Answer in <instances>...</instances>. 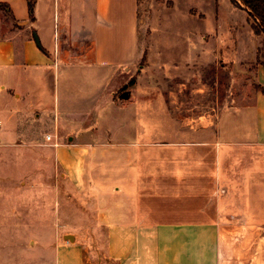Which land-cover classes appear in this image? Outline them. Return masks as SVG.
I'll return each mask as SVG.
<instances>
[{"label":"crops","instance_id":"0c3cea01","mask_svg":"<svg viewBox=\"0 0 264 264\" xmlns=\"http://www.w3.org/2000/svg\"><path fill=\"white\" fill-rule=\"evenodd\" d=\"M229 1L212 20L192 0L172 33L162 14L179 15L177 2L153 0L147 51L139 0H0V152L51 154L70 197L87 200L70 213L100 239L104 264H264V35ZM170 32L191 57L160 50ZM244 66L249 92L191 124L187 104L208 94L195 75ZM86 244L58 242L54 264H96Z\"/></svg>","mask_w":264,"mask_h":264},{"label":"rangeland","instance_id":"374dc122","mask_svg":"<svg viewBox=\"0 0 264 264\" xmlns=\"http://www.w3.org/2000/svg\"><path fill=\"white\" fill-rule=\"evenodd\" d=\"M141 5V18L143 19L140 29V42L143 49L147 51L153 48V11L156 4L153 0H139ZM177 2L178 11L174 15L165 11L161 23L168 26L174 33L178 25H183L182 13L192 3V0H174ZM196 4L199 0H193ZM208 18L215 19V8L218 3L219 9L228 13L229 0H200ZM162 2H159L161 4ZM226 7V8H225ZM170 14V15H169ZM144 20L147 23H144ZM159 36L156 44L161 51L170 59L182 62V57H191L188 53L184 38L177 35ZM168 37V38H167ZM240 50V49H238ZM247 55L243 50L242 56ZM183 58V59H184ZM180 59V60H179ZM148 61L145 54L141 65ZM184 61V60H183ZM181 65V63L179 64ZM248 67L237 69H204L195 75L196 84L204 83L207 87L205 101L190 100L187 104L193 112L194 117L190 118L191 124L198 123V116L208 112H214L213 106L217 104L216 99L221 100L222 106L228 104L229 93H248L250 90L251 78ZM250 68V67H249ZM137 76V75H136ZM227 102V103H226ZM187 108V107H185ZM184 108V109H185ZM212 118L200 120L199 124L211 123ZM153 110L147 112L141 118V123L145 126H153ZM150 135L148 134L147 137ZM145 153L146 151L143 150ZM149 154V150H147ZM51 154L41 151L37 153L31 150L4 151L0 152V264H54L56 246L66 235L77 237L81 242L87 243L88 253L94 257L96 264L102 262V248L100 239L90 236L85 227V219H80L70 213L74 206L85 205L87 200L80 197H70V192L64 181V169L57 165H51L49 160ZM39 157H46L47 165H37ZM16 159H23L28 162L27 166H19L14 163ZM38 170L45 172V180L37 181ZM20 176V177H19ZM68 185V184H67ZM74 195V193H73ZM61 200L58 208L63 212L60 217H55L52 210L54 202ZM102 200V201H101ZM115 201V199H113ZM140 202V199H136ZM148 199H144V202ZM113 204L108 199L95 198L90 203ZM56 207V209H57ZM106 264V263H105Z\"/></svg>","mask_w":264,"mask_h":264},{"label":"trees","instance_id":"16d2710c","mask_svg":"<svg viewBox=\"0 0 264 264\" xmlns=\"http://www.w3.org/2000/svg\"><path fill=\"white\" fill-rule=\"evenodd\" d=\"M232 3L241 9H245L249 14L251 28L257 35H264V0H231ZM31 9V14H32ZM136 83V75L121 89L126 90Z\"/></svg>","mask_w":264,"mask_h":264},{"label":"water","instance_id":"95a60500","mask_svg":"<svg viewBox=\"0 0 264 264\" xmlns=\"http://www.w3.org/2000/svg\"><path fill=\"white\" fill-rule=\"evenodd\" d=\"M36 39H37V37H36ZM64 239H66L67 241H74L75 237L72 235H66V236H64Z\"/></svg>","mask_w":264,"mask_h":264},{"label":"built area","instance_id":"2783aa9c","mask_svg":"<svg viewBox=\"0 0 264 264\" xmlns=\"http://www.w3.org/2000/svg\"><path fill=\"white\" fill-rule=\"evenodd\" d=\"M47 139H48V140H50V139H51V136H50V135H48V136H47Z\"/></svg>","mask_w":264,"mask_h":264}]
</instances>
